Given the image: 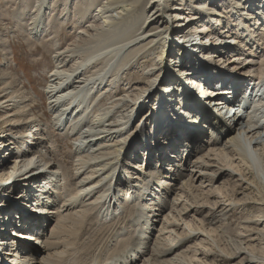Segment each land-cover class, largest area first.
I'll return each instance as SVG.
<instances>
[{
    "label": "bare ground",
    "instance_id": "bare-ground-1",
    "mask_svg": "<svg viewBox=\"0 0 264 264\" xmlns=\"http://www.w3.org/2000/svg\"><path fill=\"white\" fill-rule=\"evenodd\" d=\"M59 1L35 0L28 25L35 39L51 32L49 25L55 22L59 27L67 22L81 25L73 34V41L63 48L59 47L55 33L47 35L55 45V67L44 89L46 105L52 114L51 125L61 132L67 130V135L74 137L76 159L72 172L62 170L50 150L51 143L48 147L43 145L46 139L42 137L45 126L42 120L27 109L25 97L15 95L17 92L13 93L10 87L7 90L2 78L5 76L1 74L0 113L9 120L7 133L17 129L14 136L17 139H9L0 131V171L9 159H14L10 169L18 177L0 188V260L8 264H30L26 262L28 258L38 264H196L194 260L200 261L196 257V245L202 250L226 255L215 239L217 229L223 232L227 213L238 210L242 200L250 199L255 204V215L243 220L250 226L244 227L241 233L234 232V238L227 236L230 239L227 246L231 249L228 258H238L240 263L264 264V245L259 247L264 243V226H261L264 223V137H261L264 133V111H261L264 56H260L258 46L255 50L257 28L264 31V0H227L230 4L226 7H219L221 0H178V6L171 5L173 0L170 6L166 4L168 0H62L61 9L55 14ZM95 3L97 6L93 8ZM184 7L194 17L210 13L196 20L209 26L212 22L209 18L218 13L221 18L226 12L234 30L230 24L223 32L219 28V32L215 28H200L201 33L215 32L222 44L210 50L204 42L206 39L195 32L186 38L183 26L189 20L181 17ZM244 35L247 36L243 38ZM209 38L214 39L210 35ZM232 38L235 43L240 40L238 45L231 46ZM160 45L168 47L170 54L177 48V56L187 55L193 65L199 66L190 63L186 71L175 70L176 66L165 63L168 52L163 51L154 59ZM209 51L212 58L215 52L249 53L247 63L252 65L233 77L230 71L226 73L227 68L223 70L225 65L219 69L205 62L203 54ZM145 56L153 62L144 76H157L148 82L147 88L153 91L136 93L137 100H131L137 87L127 76L139 67ZM218 74L219 80L215 76ZM251 77L258 79L257 85ZM73 79L74 85L66 89ZM161 82L164 88L154 99L160 107L157 117L121 156L127 131L135 122L134 115L129 116L130 106L138 100L141 104L155 94L154 87ZM119 84L123 94L116 95ZM218 84L222 88L226 85L224 91ZM202 85L216 87L206 96L217 102L216 109L221 106L225 109L224 119H232L231 126L236 133L199 95L196 86ZM103 98H107V103L100 106ZM247 99H250L248 109L245 105L240 110ZM153 106L155 109L154 102ZM244 110L254 112L248 114ZM93 113L94 119L88 122ZM83 125L86 127L80 130ZM24 129H28L27 135H22ZM23 146L25 152L21 150ZM204 148V154L192 158ZM29 153L33 155L28 158ZM129 153H132L130 158ZM134 161L142 164L136 165V171L131 165ZM48 167L52 169L40 174ZM247 169L256 173L258 183L248 181L244 173ZM129 173L134 176H128ZM5 174L0 173V178H8L10 173ZM180 177L185 179L176 190L160 184L167 180L165 186L170 187ZM56 178H60V183ZM148 179L152 183L149 186ZM251 185L257 192L254 197H250ZM120 190L128 197L122 198ZM240 190L244 198L235 200ZM171 191L174 195L167 199ZM126 203L133 207L127 218L126 214L120 216ZM50 205L57 206L47 215L46 207ZM167 207L170 210L163 216L164 224L154 230L153 218L159 217ZM197 214L202 215L198 221L194 219ZM93 215L96 218L87 223V217ZM48 224L52 225L49 229ZM183 225L186 232L178 233ZM87 228L91 233H86ZM250 235L254 237L251 239ZM84 236L87 237L79 242ZM40 239H43L42 248L34 244ZM120 240L130 243L119 249ZM196 240L198 243L194 245L192 241ZM257 240L259 243L251 246ZM187 244L191 245L186 247ZM189 252L194 254L187 256ZM107 256L113 259L105 261Z\"/></svg>",
    "mask_w": 264,
    "mask_h": 264
},
{
    "label": "rangeland",
    "instance_id": "rangeland-1",
    "mask_svg": "<svg viewBox=\"0 0 264 264\" xmlns=\"http://www.w3.org/2000/svg\"><path fill=\"white\" fill-rule=\"evenodd\" d=\"M34 1L35 0H0V71H1L0 76H1V74H3L6 77V78L2 77L3 75L1 76L5 82L4 85L7 87V90L10 87L9 89L11 91L13 90L12 91L13 93L17 92V94L15 93V95L20 96L21 98L25 97V99H26L25 101H27L25 103V105L27 106V109H31V112L34 113V115L36 117H40V119L42 120L41 122L45 125V126L43 125L44 129L42 131V137L44 139H46V141L43 142V145L45 143L44 146L48 147V144L51 143L49 145V146H51L50 150L52 153L54 152L53 153L54 158L60 162L59 164H60V166H62V170L64 172L65 171L67 172L68 170H70L72 172L73 163L76 159V154H75L74 146H73V138L74 137H70V135H67V133H68V132H66L67 130H63L61 132V131H58V130L53 128V126L51 125L52 114L48 110V106L46 105L47 99H46V96L44 95L45 94L44 89L47 86L48 76L55 67L54 61H53V55H54V50H55L54 46L55 45H54L53 40H51V39L49 40L47 35L55 33V37H56L55 39L57 40L59 47L63 48L69 42L73 41V38H72L73 34L76 33V31L80 28L81 25H79L77 23L72 25L69 22H67V23L62 24V25L59 24L61 26V27H59V26H55V25H58V22H55V25L54 24L49 25V27H50L49 30L51 32H49L45 36H42L39 39L38 38L35 39L32 32L30 31V26L28 25L30 22L28 19L30 18L31 14L34 11V9H33ZM60 1H62V0H60ZM60 1L57 4L55 14L59 13V8H60V4H61ZM170 2H171V0H168V2L166 4H168V6H170ZM227 3L230 4L229 1L227 2V0H223V1L221 0V1H219V7L220 6L226 7L228 5ZM178 4H180L178 0H173V2H171V5H177L178 6ZM96 6H97L96 3H95V5L93 4V8ZM199 7H200V4H199ZM216 11L219 12V10H216ZM189 12H190L189 8H186V7H184L181 10V17H183L184 20H189V23H187L186 25L183 26L184 32L186 31V35H185L186 38L188 39V38L192 37L193 32H195L196 35L201 36V37L206 39L204 42L206 45L210 46L209 47L210 50H213L214 48H217L218 46H222V44H220V42L218 41V38L216 37L215 32H213V33H210V32L201 33V32H198V30L200 28L209 27L212 30H213V28H215V29H217V32H219L218 31L219 29H222L220 31L223 32V31L227 30V25L230 24V26H232V29L234 30V25L228 19L227 16L229 14H227L226 12L223 13V16L221 18H219V15H218L219 13L214 18H212V17L209 18L212 21L211 23H209L211 26L205 25V24H200L201 21H199L198 23L196 22V20H198L200 18H204L203 15H211L210 13L195 15V17H194L193 15L189 14ZM173 15L174 14H172V16ZM193 17L196 19L193 20ZM71 19H73V18H71ZM173 20H176V18H173ZM190 20H193V24H191ZM52 23L53 22L51 20L50 24H52ZM203 25H205V26H203ZM27 26H29V27H27ZM257 33L259 34V37L257 38V44L258 45L255 44V50H256V46H258L259 51H261L260 56L262 57V56H264V31L262 30L261 27H258ZM177 34H178V32H177ZM209 35L214 39L210 40ZM229 36L232 37V34H229ZM245 36H247V35H244L243 38ZM207 37H208V39H207ZM239 39H240V37H239ZM233 40H234L233 38L230 40L231 46L238 45L240 40L239 41L235 40L236 43ZM241 40H242V38H241ZM179 49L181 50V48H179ZM162 51L165 52L164 54H166L168 52V47H162V45L158 46L157 47V53L153 56V58L157 59L158 55L161 54ZM178 51L179 50L176 48V50L174 52L172 51V54H170L171 52L170 53L168 52L166 54L165 63L167 62V65L176 66L175 70L186 71L187 69H189L190 63H192V65H193V60H191L189 58V56L184 55V54L181 56H177L176 53H178ZM210 52L211 51L205 52L203 54L204 55L203 59H205V62L209 63L210 66L211 65L214 66L213 68L217 67L219 69L221 68L222 65L223 66L225 65V68H223V70L227 68L226 73L229 74L228 71H230V74H232L233 77L236 75V73H240V72L244 71L246 69V66L252 65V63H250V64L247 63L249 61V58H248L250 56V55H248L249 53H247V54L245 53V55H241L242 53L241 54H238V53H234V54L232 53L231 54V51L229 52V54H222L220 52H218V53L215 52V55L212 58L211 57L212 54ZM260 56H258V58ZM172 58H175V60H177V62H179V63H175V61ZM251 59H252V57H251ZM152 62L153 61L151 58H147L145 56L143 58L142 62L139 63L140 64L139 67L135 68L134 70H131L130 74H128L129 76H127V77L131 78L133 81V85L137 87V89L133 93V95L134 94L135 95L131 97V100H137L135 98L136 93L137 94H139V93L145 94L147 91L152 90L151 88H147L148 82H150V80H152L153 78H156L157 76L156 75H152V77L144 76V73L146 71L151 70L150 66H151ZM197 65L195 64L193 66L198 67L199 65L198 66ZM221 71L222 70H219L220 73H221ZM223 74H225V73H223ZM215 76H216V79H218V80L221 78L220 74L215 75ZM74 79H76V78H74ZM74 79L71 81V85L69 87H67L66 89H69L74 85V82H75ZM251 80H253L254 83L258 82V79H256V77H251ZM104 86L105 85H103V87ZM121 86L122 85L119 84V91H118V94H116V95L123 94L121 92V89L123 87L120 88ZM218 86H221V84H218ZM250 86H251V84H250ZM250 86L248 87V89H250ZM197 87L199 89V95L203 98V100L207 104L209 103L211 105V107L213 109H215V111L217 112V113L216 112H213V113H215L217 115L219 114V116H218L219 119L223 120L224 117L227 116L224 114L225 109L221 108L222 106L220 107V109L219 108L216 109L215 104L217 102H212L211 99L206 96V93L208 91L213 92L216 87L215 88L210 87V86L203 87V85L202 86H196V88ZM154 88H155V94H153L152 96L149 95L147 100H145L141 104L138 100L135 102V104L133 106H130L129 116L131 114H133L134 118H135V122H134V125L131 126L130 129L127 131V134L125 137V143L123 144V146H121L123 148V153H120L121 156H123V154H125L128 151V149L131 148L134 141H136L139 138V136L141 135L142 132L146 131L147 129H149L151 127L152 122H154L155 118L157 117V111H160V107L159 108L157 107L156 101H154V99H156V97H158L159 93L164 88L163 82H161L157 87H154ZM221 88H222V86H221ZM224 88H226V85L222 88L223 91H224ZM152 99L156 105L155 109L153 106V102H151ZM221 99H223V98H221ZM106 103H107V98H103V99H101L99 105L102 106L103 104H106ZM100 106H97V107H100ZM149 111H150V115H149ZM244 111H247L248 114H251V112L252 113L254 112V111H250V110H244ZM261 111H264V108H262ZM27 113H30V112H27ZM95 113H96V111H95ZM220 114H221V116H220ZM6 117H7V115L5 116L3 113H0V131H3L4 133H2V134H5L6 137L9 139H17L14 137L15 133L17 132V129L11 130L9 133H7L9 131L10 126L8 128L7 124H9V120L5 119ZM94 117H95V114L94 113L91 114L88 118V122H91L92 119H94ZM224 120L230 126L233 123L232 119L225 118ZM84 127H86V126L83 125L80 128V130H83ZM233 130H234V128H233ZM27 132H28V129H24V131L22 132L23 133L22 135H27ZM169 132L172 133L171 131H169ZM233 132L236 133V129ZM208 134L210 136V134H211L210 131L208 132ZM261 137H264V133L261 135ZM23 138H25V137H23ZM47 140L48 141L50 140L51 142H48ZM205 150H206L205 148L202 150H198L193 155L192 158L194 159V158L201 156L202 154H204ZM131 154L132 153H129L128 154L129 156H127V157L130 158L132 156ZM32 155H33V153H29L27 155V157L29 158ZM125 160H126V158H125ZM12 161H14V159H9V161L6 164L4 163L5 165L2 168L3 170L0 171V173H4V174L10 173L8 175L9 176L8 178H5V179L0 178V188H2L3 185H5V184L9 185L12 182V180H14V179H16V177H18V174L14 170L11 171V169H10V165L12 164ZM123 163H125V161ZM131 165H132L133 170L136 171V169H137L136 165H142V164L139 161H134ZM134 167H135V169H134ZM51 169L52 168H50V167H48L47 169L43 168V170H41L40 174L44 175ZM27 171H29V170H27ZM88 172L89 171H87V175L89 174ZM137 173H138V170H137ZM244 173L246 174V178L248 179L249 182L254 181L255 183H258V179H257L256 173L254 171L252 172V171H250V169H247V171H245ZM69 175H68V177L71 176V175L70 176ZM124 175L126 178L127 177L126 173H124ZM11 176H12V178H10ZM128 176L132 177L134 175H133V173H129ZM260 178H261V176H260ZM58 179H59V181H58ZM127 179L129 180L130 178H127ZM184 179H185L184 177L177 178L172 183V185L170 187L165 186V183H167V180L162 181L160 184L164 188H168V189L172 188L173 190H176V188H178L180 186L181 182ZM55 180H57V182L60 183V178H56ZM69 180L67 179L68 182H69ZM68 182H67V184H68ZM151 184H152L151 180L148 179L147 185L149 186ZM55 185H57L56 182H55ZM217 185H219V183L216 184L215 186H217ZM252 186L253 185H251V187H250L251 188L250 189L251 194H252L250 197H252V196L254 197L257 194L254 186H253V188H252ZM56 191H58V190L55 189V192ZM240 192H241V190L239 191V193ZM241 193H240V195L234 196L235 200H238V199L241 200L244 198ZM247 193H250V192L246 191V194ZM119 195H121V197L124 199L128 197V194H126V192L122 191V190H120ZM173 195H174V192L171 191V193L169 194L167 199H170V197ZM91 199H92V197H91ZM213 201H214V199H213ZM219 201L222 203H225V200H223V199H220ZM242 201L243 202H241L237 207L238 210L236 209V210L231 211V213H230V211L227 213L225 223L223 222L224 226H222L223 232H221V233H223V234L219 233L218 229H217L218 235L215 234V235H217V237L215 239L217 241L219 240L218 241L219 248L222 249L223 251H225L226 255L220 254L218 252H216V253L211 252V251L208 252V250H206V249L202 250V248L200 249V247H198V245H196L198 243V240H196L197 242L196 241L195 242L192 241V242L194 245H196L195 246L196 249L195 248L194 249L197 250L196 257L198 259H200V261L197 259L198 261L196 262L194 260V263H196V264H199V263H201V264H213V263L214 264H246L244 262L240 263V259H238V258L229 259L228 255L231 254L230 253L231 249H230V246H227V242H229V240H230L229 238H227V236L234 238L235 233L243 231V228L246 226H250L249 224H245L243 220H245L246 217L253 218L255 215V204L252 203V200L247 199V200H242ZM227 203L228 202H226V204ZM56 206L57 205H54V206L50 205V206L46 207V214L50 215V211L55 210ZM124 206H125V209L123 208L121 210L122 211L121 214L120 213L119 214H120V216H123L126 214L125 217L127 218V216H129L130 211L133 207L127 203ZM195 209L204 210L205 208L195 207ZM169 210L170 209L167 207L162 211L161 214H159V217L153 218L154 219L153 224L155 225L154 230H156L157 228H160L164 224L163 223V220H164L163 216L166 217V215H168ZM61 212H62V210H61ZM201 216L202 215L197 214L194 219H196L198 221L200 219L199 217H201ZM92 218L94 220L96 218V215L90 216L89 219L87 217L88 220L86 219V222L87 221L89 223L92 222ZM90 219H91V221H90ZM136 219H137V216L135 215V220ZM158 220H160V221L157 222ZM184 220H186V222H187L189 220V218L188 217L184 218ZM263 222H264V220H263ZM51 226L48 224L47 229H49ZM89 226L92 227V225H88V227ZM261 226L263 227L264 223ZM261 226H259V229H262ZM89 228H87L88 230L86 229L87 234L91 233V231H94L93 230L94 227H92V229H90L91 231L89 230ZM151 228H152V226H150L148 230L150 231ZM209 228H211V227H209ZM226 228L228 231L226 230ZM154 230H153V232H154ZM225 230H226V232H225ZM185 232H186V228H184V225H183L178 230V233L184 234ZM228 232L230 235L227 234ZM128 234L129 233H126V235H128ZM126 235H123V236H126ZM85 237H87V236H84L83 238L78 239V241L82 242V240H84ZM172 237H174V234H172ZM248 237H250L252 239V237H254V235L253 236L250 235ZM130 238H131V236L129 237V241H130ZM134 238H136V237H133V239ZM257 238L261 239V237H257ZM136 239L133 240L134 243L136 242ZM42 242H43V239H40L39 243L34 242V244L36 247L42 248L43 247V245L41 244ZM129 243L130 242H128V240L125 241L124 243L122 242V240H120L119 249L121 248L122 245L129 244ZM254 243L257 245L259 242L257 240L255 242H253L251 244V246H253V245L255 246ZM262 243L263 242H261V245L259 247L264 245V243L263 244ZM38 244H40V245H38ZM190 245L191 244H187L186 247L190 246ZM184 246L185 245H183V247ZM76 248H77V246H76ZM205 248H206V246H205ZM207 248H209V247H207ZM119 249H117V250H119ZM256 250H258V249H256ZM193 254L194 253L190 254V252H189V254L187 256H192ZM42 255H44V254H42ZM109 259H113V257L107 256L105 258V261H107ZM203 260L204 261L206 260V262L204 263ZM26 262H30V264H38V263H35V261L32 260L31 258L26 259Z\"/></svg>",
    "mask_w": 264,
    "mask_h": 264
}]
</instances>
